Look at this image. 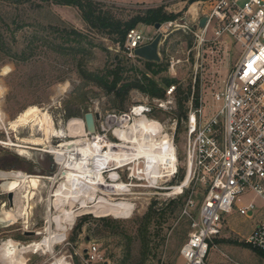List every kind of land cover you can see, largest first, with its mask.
Segmentation results:
<instances>
[{
    "label": "rangeland",
    "instance_id": "rangeland-1",
    "mask_svg": "<svg viewBox=\"0 0 264 264\" xmlns=\"http://www.w3.org/2000/svg\"><path fill=\"white\" fill-rule=\"evenodd\" d=\"M95 1L122 21L153 7L162 6L167 13L177 14V18L171 20L174 24L163 22L161 30L154 24H145L147 43L160 32L164 34L159 47L161 61L157 63L160 64L149 67L144 59L129 57L125 53L126 40L121 44L116 40L117 35L90 27L75 6L57 0H0V107L9 122L29 106H37L50 113L59 129L65 128L72 118L84 120L87 107H91L100 113L102 124L108 113L129 112L134 105L148 101V97L151 102L167 100L169 85L165 80H174L177 88L172 108L156 107L149 116L167 125L171 119L180 118L176 132L179 158L176 176L162 181L159 189L134 185L133 195H125L136 206L131 218L98 217L93 213L79 216L67 240L56 245L55 256L65 258L70 264H86L85 253L96 244L102 260L93 264H183L180 250L193 230L207 192L196 181L182 193H172L173 190L165 188L180 185L186 177V131L180 117V103L188 112L194 94L196 104L203 97L206 105H210L212 92L223 88L241 57L242 48L227 35L217 39L214 25L208 30L207 41L198 42L185 25H196L190 11L196 16V9L191 10V6L203 5L197 4L199 0ZM245 3L246 0L240 2ZM140 25L142 27L143 23ZM74 31L81 36L72 34ZM5 67H8L6 73ZM114 70H119L123 77L118 86L145 76L166 90V97H153L132 88L127 96L117 98L115 92H109L87 77L92 73L108 76ZM108 77L113 79V76ZM32 132L29 126L14 132L8 125L0 129V140L12 138L19 143L21 139L33 137ZM36 134L44 136L42 132ZM63 140L54 138L53 142L60 145ZM17 148L0 144V170L45 176L44 185L32 201L28 220L24 216L15 224L0 223V239H13L21 247L41 240L50 210L56 212L48 200L54 182L46 176H54L60 167L55 156L45 150L31 149L32 154H28ZM7 181L0 177V216L3 210L11 208L3 186ZM241 198L243 204L254 201L258 211L251 217L239 214L237 209L225 215L222 234L212 245L207 264H264V254L243 240L264 218V201L253 192H246ZM24 256L27 264H51L55 260L54 255L42 251L27 252Z\"/></svg>",
    "mask_w": 264,
    "mask_h": 264
},
{
    "label": "built area",
    "instance_id": "built-area-1",
    "mask_svg": "<svg viewBox=\"0 0 264 264\" xmlns=\"http://www.w3.org/2000/svg\"><path fill=\"white\" fill-rule=\"evenodd\" d=\"M241 1L199 0L197 4L203 5L195 8L196 16L190 11L196 25H185L200 44L207 41L208 30L214 25L216 38L229 36L240 45L242 53L223 88L212 92V103L206 105L201 97L196 104L193 94L188 112L182 117L186 131V175L190 176V183H201L207 192L193 230L181 247L183 264H207L210 249L222 234L226 214L237 209L239 214L251 217L258 211L254 201L243 204V194L253 192L264 201V0H246L244 5ZM202 17L208 18L204 27L199 25ZM173 24L170 21V26ZM147 41L141 25L130 29L125 53L136 57L135 50ZM176 88L174 84L167 88V100L151 102L148 97V101L134 105L129 112L108 113L102 124L100 117L96 120V133L102 131L103 137L118 144L122 139L116 130L127 129L136 118L145 115L162 125L163 133L175 144L178 157L176 132L180 118L171 119L167 125L149 116L156 107L172 108ZM177 163L179 166V158ZM118 171L120 180L129 186L159 189L165 180L149 171L143 158ZM177 173L178 169L173 176ZM243 240L246 245L264 251V218ZM85 255L86 264L102 260L96 244Z\"/></svg>",
    "mask_w": 264,
    "mask_h": 264
},
{
    "label": "bare ground",
    "instance_id": "bare-ground-1",
    "mask_svg": "<svg viewBox=\"0 0 264 264\" xmlns=\"http://www.w3.org/2000/svg\"><path fill=\"white\" fill-rule=\"evenodd\" d=\"M191 10H195L194 5ZM7 71L8 67H5L4 73ZM8 125L14 132L29 126L33 137L21 139L19 143L9 138L8 141L0 140V144L18 147L19 152L28 154H32L31 149L45 150L55 156L60 169L54 176H46L54 182L48 200L51 209L54 207L56 212L50 210L43 238L21 247L13 239L5 240L0 249L2 264H27V258H23L27 252L42 251L55 256L56 245L67 240L68 232L78 217L86 213L98 217L131 218L136 206L125 195H133L134 185L129 186L120 180L118 170L124 165H132L138 158H143L148 170L165 181L170 180L178 169L175 144L163 133L161 124L152 122L145 115L136 118L127 129L116 130L122 139L118 144L101 134L95 133L92 137L81 118H72L65 128L59 129L50 113L37 106H29L9 122L0 107V129ZM37 132H42L44 136L38 137ZM54 138L64 140L60 145H55ZM107 172L108 177L105 175ZM1 176L8 180L2 184L6 191L15 193V207L3 210L0 223L15 224L24 216L28 220L33 208L32 201L37 190L44 185L45 176L0 170ZM9 178L13 180L9 181ZM189 183L190 176L186 175L180 185L165 188L173 190L172 193H182ZM51 264L70 262L55 256Z\"/></svg>",
    "mask_w": 264,
    "mask_h": 264
},
{
    "label": "trees",
    "instance_id": "trees-1",
    "mask_svg": "<svg viewBox=\"0 0 264 264\" xmlns=\"http://www.w3.org/2000/svg\"><path fill=\"white\" fill-rule=\"evenodd\" d=\"M59 3L75 6L81 12L82 18L87 22V24L95 29L105 31L111 35H117V42H121V44L125 43L127 33L130 29L136 28L137 26L142 24H156L163 23L166 21H171L177 18V14L167 13L164 11V8L161 7H153L148 8L144 11L143 14H139L128 21H122L116 19L109 12L105 11L100 3L95 0H57ZM195 1V0H192ZM79 34L75 31L72 34ZM75 35V36H76ZM77 36H81L80 34ZM145 60V59H144ZM149 67L153 65H158L160 63L145 60ZM162 70V69H160ZM158 72V71H155ZM108 76H113V79H108L109 77L101 76L99 74H87V77L91 80L96 81L101 86L108 89L109 92H115L117 98H123L127 96L128 92L132 88H138L141 91L149 94L150 96L157 98L166 97V90L159 86L153 79L149 77H145L141 80H135L130 82H125L122 85L118 86L120 81H123V77L119 70H114L108 73ZM167 86L174 84V80H165ZM168 86V87H169ZM187 112L185 110L184 104L180 103V117L186 116ZM218 239H216L217 241ZM258 250V249H255ZM264 254V251L259 250Z\"/></svg>",
    "mask_w": 264,
    "mask_h": 264
},
{
    "label": "water",
    "instance_id": "water-1",
    "mask_svg": "<svg viewBox=\"0 0 264 264\" xmlns=\"http://www.w3.org/2000/svg\"><path fill=\"white\" fill-rule=\"evenodd\" d=\"M208 21L207 17H202L200 20V27H204ZM145 24L142 25V31L145 29ZM163 27L162 23H156L155 28L157 30H161ZM164 34L160 32L156 38L150 42L142 45L141 47L137 48L135 50V54L145 60L148 61H156L160 62L161 61V55L159 52V47L161 40L163 38ZM101 117L99 112H94L91 107H87V111L84 116V121L86 125V129L90 134H95L97 132V125H96V120H99ZM8 198H9V203L11 205V208L15 207V193L14 192H9L8 193ZM31 234H35V232H32ZM5 240L0 239V249ZM0 264L1 261H0Z\"/></svg>",
    "mask_w": 264,
    "mask_h": 264
},
{
    "label": "flooded vegetation",
    "instance_id": "flooded-vegetation-1",
    "mask_svg": "<svg viewBox=\"0 0 264 264\" xmlns=\"http://www.w3.org/2000/svg\"><path fill=\"white\" fill-rule=\"evenodd\" d=\"M9 199V198H8Z\"/></svg>",
    "mask_w": 264,
    "mask_h": 264
}]
</instances>
